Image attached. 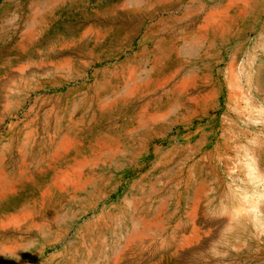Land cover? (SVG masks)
I'll list each match as a JSON object with an SVG mask.
<instances>
[{"label":"rangeland","instance_id":"obj_1","mask_svg":"<svg viewBox=\"0 0 264 264\" xmlns=\"http://www.w3.org/2000/svg\"><path fill=\"white\" fill-rule=\"evenodd\" d=\"M0 264H264V0H0Z\"/></svg>","mask_w":264,"mask_h":264},{"label":"bare ground","instance_id":"obj_2","mask_svg":"<svg viewBox=\"0 0 264 264\" xmlns=\"http://www.w3.org/2000/svg\"><path fill=\"white\" fill-rule=\"evenodd\" d=\"M242 156V155H241ZM245 158V157H244ZM242 167H244V170L247 168V170H245L246 172H251L252 170H250L252 167H253V164L251 163V160L249 159V161L248 160H246V159H244V162L242 161L241 162V164H240ZM250 170V171H249ZM247 175V174H246ZM249 176H250V174H249ZM252 176V175H251ZM246 209L245 208H242V207H237V208H235V213L236 214H238V213H240L241 211H245Z\"/></svg>","mask_w":264,"mask_h":264}]
</instances>
